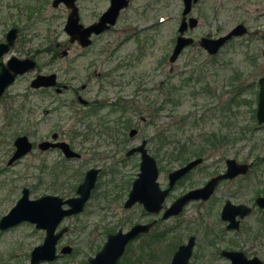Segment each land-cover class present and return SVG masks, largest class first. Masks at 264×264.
<instances>
[{
	"label": "rangeland",
	"instance_id": "374dc122",
	"mask_svg": "<svg viewBox=\"0 0 264 264\" xmlns=\"http://www.w3.org/2000/svg\"><path fill=\"white\" fill-rule=\"evenodd\" d=\"M77 2L80 21L83 24L92 22L107 7V0H77ZM182 8V0H132L131 6L124 11L122 18L118 21L115 28L121 29L120 35H123L132 27L141 28L138 33V39L140 40L138 42L134 39L127 41V43L121 45L118 52V55L122 56H135L139 54L140 50V63L131 74L133 77L136 76L138 83H140V90L136 97L137 102L134 103L132 100L133 105H128L127 111L110 113L106 112L109 110L105 107L99 112L81 117L83 113L81 104L73 105L71 103V105H62L59 108H55L57 103L50 101L53 98L52 93L44 98L38 91L30 90L31 92L27 93V96H24L25 98H22L23 96L17 95V93L28 87L25 79L30 74L24 79H19L10 89V93L16 94V100L13 103L8 100L4 105H0V137L3 138L0 141V170H6V172L0 171V215L5 213L15 202L20 194L22 185L31 186L33 188L32 194L55 190L53 186H50L52 183H50L49 174L46 177L43 175L44 183L42 185L33 187L38 177L41 176L39 165L40 158L43 155L36 152L37 154L24 156L14 165H7V159L13 150L12 141L13 136L16 134V132L13 134L14 131L24 132L23 130H26L29 136L37 139L44 135H49L54 129L59 130L63 127L65 131L67 130L66 132H69L74 127H77L80 131L78 135L80 143L78 145L83 148L79 150L83 152V156L72 161L71 165H78V170L81 171L78 173L82 174L85 168L93 163H99L104 167V172L98 179V186L93 191L94 194L90 204L84 213L80 214L72 222L74 231L69 233V239L74 241L71 239H74L79 233L78 240H75V242H78L82 247L70 258L69 261L71 263L76 262L74 264H78L82 259L85 260L87 252L90 251L85 248L88 242L95 240L97 244V242L103 240V235L101 234L104 230L100 227L93 229L94 223L98 224V226L105 224L113 227V229L119 227L126 229L127 226L135 221H148L155 217V215L141 210L142 208L137 203L128 208L123 206L130 184L139 170V157L136 155L132 158H125L124 150L120 151L119 154H114L112 157H103L112 147H119L118 144L109 143L112 140V136L126 138L128 142L126 148L138 143L141 138L151 139L150 137L154 136L153 139L149 140L147 147L158 159L160 168L159 181L164 185L166 182L164 173L171 168L173 163L168 154L154 151L158 143L157 133L161 129L170 131L172 140L183 139L190 137V135L195 137L194 140H198L203 137L200 135L201 132L218 129L227 120V118L222 117L224 114L222 108L224 100L230 95V92L227 91L230 86L226 83L231 79L230 76L234 71L242 73L241 82L250 84L248 91L243 96L247 97L248 100L250 99L253 107L256 106L257 100L252 94L251 88L258 87L257 80L264 74V57L260 52L264 43L261 37L264 33V0H198L190 11L191 15L198 18V24L187 31V34L193 36L195 41L187 46L177 59L171 63L168 60V56L175 41ZM67 12L68 10L54 8L51 5V0H0V37L4 35L5 30L9 26L17 24L20 29L18 39L20 41L25 39V49H28V47L41 48L49 40H67V36L63 31ZM239 22L248 26L249 32L232 37L217 53L209 54L199 45L198 39L202 35L218 36L227 32ZM105 38L109 41L111 40L110 44H113L119 37L114 39V36H110V34L100 35L94 39L90 47L83 50L76 44L71 45L72 50L69 52V56L76 55L78 50L80 53L75 69L77 77L71 81L76 86L80 87L82 82H86L88 74H93V69L89 67L90 61L92 57L98 55L96 51L107 48H103L107 44ZM100 56L105 57V54H100ZM105 68L106 66L103 67V69ZM194 69L195 74L199 71L204 73L210 86H217L220 101L217 102L208 95L195 98L190 92H187L177 103H166L157 112L155 121L150 122L152 120L150 108L152 100L156 96L158 97L159 93L162 92L164 94L163 91L167 87L173 83H178L182 77L188 76ZM67 75L69 78L73 76L72 71L67 72ZM126 76L130 77V72H127ZM125 80L127 79L125 78ZM252 82H256V84ZM103 83V78L100 79L99 84H97L96 80H93V87L91 85L92 89L85 93L86 97L90 98L95 95L98 98H104L106 96L104 90L99 93H95V90H93ZM123 90L125 92L133 91L135 90V84ZM72 93V91L64 92L61 97L69 100L73 97ZM24 99H28L29 103L24 101ZM11 103L16 109H19L18 107L20 106L18 104L20 103L24 107H20L18 114L13 117L11 122H8L7 115L10 110L5 111V107L6 104ZM41 103L42 105H40ZM214 104L215 106H213ZM206 105H208L207 108ZM199 106L200 112L206 108L204 110L205 120L196 127L191 122V116L192 111ZM46 108L49 110H46ZM233 109L236 111V115L231 116V120L236 121V126L251 122L247 104H242L237 109ZM225 111L229 114V110L225 109ZM185 115L190 116L185 118L186 121H181V116ZM141 117H145V120ZM115 119L131 121L130 127H137L138 133L134 138H130L128 127L109 129V127H104L103 124L99 126L102 120L114 121ZM172 124L179 126L177 131L167 129ZM22 127L24 129H21ZM171 145L172 143L166 145V147H171ZM209 152L210 157L207 161H211L216 155L221 157L222 163L226 157H236L240 161H254V166L246 178L238 182L229 181L224 183L219 194L223 196L228 191L236 189L240 191V196L233 195L229 197L235 201H246L250 200L255 192L263 190L264 160L259 159L264 154V125L262 123H258L255 120L254 124H252V129L246 133L245 137L235 143L220 144L215 148H211ZM29 161L33 162L35 166L30 165L28 167ZM76 170L77 168L73 167L66 171L67 183L65 186L69 184L68 181L72 177L75 181L80 180V174L77 173L78 175L76 176L78 178L75 176ZM198 177H201L200 174L195 173L191 177V182L197 180ZM65 186L58 188V193L61 195L70 194L71 190ZM105 205H109V207H104ZM188 214L189 212H185L179 218L161 220L158 222L159 224H156V227L157 229H166L175 223H179V221H183L188 217ZM263 216V213L256 211L246 222L255 224ZM212 220L213 218H208V221ZM71 221L69 219L70 223ZM82 225L86 226L81 228ZM39 233L33 230L32 226L26 225L17 226L5 232L0 236V262L7 259L13 252L16 255H20V258L19 256L12 258L8 264H18L21 259L26 262L25 254L28 253L34 244L38 243L40 240ZM185 238L186 232L180 227H176V232L168 233L161 241L151 242L146 247L141 263L168 264L173 250ZM245 238H237V244L254 249L264 259V238H261L260 243L256 241L254 244H251V241ZM138 242L137 240L132 243L131 250L128 252L129 258L133 259L135 257ZM200 243L202 245L203 241ZM226 244L222 243V245ZM205 259L206 264H214V259L215 264H229L225 258L214 256L209 252L206 254ZM194 263L197 264L199 262L195 261Z\"/></svg>",
	"mask_w": 264,
	"mask_h": 264
},
{
	"label": "flooded vegetation",
	"instance_id": "af4514ba",
	"mask_svg": "<svg viewBox=\"0 0 264 264\" xmlns=\"http://www.w3.org/2000/svg\"><path fill=\"white\" fill-rule=\"evenodd\" d=\"M111 0H107V7L99 14V16L109 7ZM197 2V1H196ZM195 2V3H196ZM75 3L78 2L75 0ZM192 4L193 5L195 4ZM132 4V0H128V3L121 7L119 9L118 15L116 17V20L114 23L109 24L107 28L104 30L100 31L99 33H92L90 35L91 41L88 45L83 46L81 45L77 40L71 41L69 39V35L67 32L64 30V25H63V31L65 32L67 36V40L61 41L58 39L54 40H49L44 46H41V48L37 47H28V49H25V39L20 41L18 39L19 37V26L17 24H13L9 26L5 32L4 35L0 37L1 40L6 39V34L8 30L11 27H16L17 28V35L16 38L12 41L7 43L6 47L3 48L1 52V60L3 63V66L5 68L8 67V60L13 57L17 56L19 58H31L34 61V66L22 73H18L15 75L14 80L9 83L5 89V92L3 93L2 97L0 98V105L8 100H11L12 103L16 100V94L10 93V89L18 82L19 79L26 77L29 75V77L25 80H27V85L28 87L23 89L22 91H19L17 95H22V98H25L27 93H30L31 91H38V93L42 94V97H46L48 94L52 93L53 98L50 100L52 103H57V106L55 108H59L62 105H71V103L74 104H81L83 108L81 109L83 113L81 114V117L84 116H89L91 114H94L96 112H99L103 108H107L110 113L114 112H125L128 110V105H133L134 103L137 102V96L139 93V87L140 83H138L136 76L133 77L131 76L133 70L137 68L139 65L140 61V50L139 54L135 56H122L118 55V52L121 48L122 44L127 43V41H130L131 39H134L135 41H139V32L141 28L139 27H132L131 29L127 30L123 35L121 34V29H116V25L118 24V21L122 18V15L124 14V11L129 8ZM51 5L54 8H59L62 10H68L66 18L68 16V13L70 11V8L61 0L58 1L56 4H54V0H51ZM79 9V7H78ZM192 10V8H191ZM190 10V11H191ZM190 12L187 15V18L190 16ZM99 16L94 19L92 22L97 21ZM182 17V14H181ZM66 21V19H65ZM181 21V19H180ZM90 22V23H92ZM65 24V22H64ZM198 24V23H197ZM196 24V25H197ZM179 26V25H178ZM195 27V26H194ZM193 27V28H194ZM190 28L189 25L184 31L186 35L187 31H189ZM24 30V29H23ZM22 30V31H23ZM21 31V32H22ZM249 32V27L247 26V32ZM178 28H177V34L175 36V41L176 37L178 35ZM110 34V36H114V39L118 38L117 41L113 44L111 43V40H107V44L104 45L103 48L107 47L106 49H101L96 51L98 55L92 57L90 61V68L93 69V74H88V77L86 79V82H82L80 87L76 86L74 83L71 81L77 77V72L75 71L76 69V64H77V59L79 58V50L76 51V55H71L69 56V52L72 50L71 45H78L81 50L90 47L94 39L99 37L100 35H107ZM191 36V35H190ZM193 37V36H192ZM262 40L264 42V33L261 35ZM231 39V38H230ZM171 49V52L174 48V44ZM195 41V40H194ZM192 42V44L194 43ZM191 45V44H190ZM77 46V47H78ZM189 46V45H188ZM187 47V46H186ZM184 47L183 50L186 48ZM182 50V51H183ZM219 51V50H218ZM261 55L264 57V43L261 47ZM23 53V54H22ZM100 54H105V57L100 56ZM142 54V50H141ZM171 54V53H170ZM170 56V55H169ZM168 56V60H169ZM177 59V58H176ZM170 61V60H169ZM173 63L174 61H170ZM106 66L105 69L103 67ZM172 69V67H170ZM72 71L73 76L70 78L67 77V72ZM127 72H130V77H127L126 74ZM55 73V76L50 78V77H44L41 84L38 86L32 85V81L38 76V75H43V76H50ZM134 74V73H133ZM264 75V74H262ZM261 75V76H262ZM104 79V83L101 84L99 87L93 89L95 90V93H99L100 91H105L106 96L104 98H98L95 95H92V97L87 98L85 93L91 90L93 87V80L97 81V84L100 83V79ZM125 78L127 80H125ZM259 79V78H258ZM24 80V81H25ZM53 80V83L50 84V81ZM256 84V82H252ZM135 84V90L131 91H126L123 90L126 87H132V85ZM163 84V83H162ZM161 84V85H162ZM258 84V80H257ZM92 85V87H91ZM174 86V83L171 84L170 88ZM258 87L255 88L257 90V98L258 100ZM31 90V91H30ZM119 92H118V91ZM123 90V91H122ZM67 91H72L73 97H71L69 100L67 98L61 97L64 92ZM122 91V92H121ZM26 95V96H25ZM130 97H126V96ZM25 96V97H24ZM129 98V99H128ZM133 100V101H132ZM24 101L29 103L28 99H24ZM173 103V101H171ZM6 104V110H10V112L7 115L8 122H11L13 117L18 114L20 107H24L22 103L18 104L20 107L19 109H16L13 107V104ZM257 104V102H256ZM35 105V104H31ZM42 105V103L40 104ZM37 107V106H35ZM256 107V106H255ZM46 110H49L46 108ZM255 114H256V109H255ZM143 120H145V117H141ZM82 119V118H80ZM102 120L100 125L103 124L104 127H109V129H115V127L118 128H129L128 130V135L130 138H134V136L138 133V128L135 126H131V121L127 122L126 120L123 121L121 119H115L114 121L112 120ZM151 122V120H150ZM110 123V124H109ZM97 126V127H99ZM89 128V127H88ZM21 129H24L22 127ZM134 129V131H131ZM18 131V130H17ZM14 131L13 134L16 132V134L13 136V150L11 155L7 159V165H14L19 162L21 158L24 156H27L29 154H41L43 155L40 158V171H41V176L38 177V180L36 181L35 185L40 186L44 183V177L49 174L50 177V183H52L53 189L55 190H50V191H45L43 193L39 194H32L33 188L28 185H22L20 189V194L16 198L15 202L12 204V206L17 202L19 197L22 195L23 189L26 187L28 189V195L30 198L34 199L39 196L45 195V194H52V195H58L62 197L63 199H67L69 197H76L79 195L77 192V188L79 184L83 181L84 176L86 171L89 168H98V172L96 174V179L94 186L90 189V194L89 197L84 201L82 208L71 212L70 214L64 215L57 223L54 233L58 234L56 236V240L54 242V252L52 254L53 257L50 258H42L36 262L31 261L32 257V251L35 249V247L42 245L44 243L45 237H46V230L43 227H38L34 222L28 221V220H22L20 222H17L15 224L9 225L5 228H0V236L3 235L5 232L21 225H26V226H32L33 230H36L40 232V240L38 243L34 244L28 253L25 254L26 257V262L22 261L18 262V264H74L76 262L71 263L69 260L71 257L75 255V253L78 252V249L82 247V245L78 244V242H75V240H78V233L74 239V241H70L69 239V233L74 231V228L72 227V222L78 218V216L86 210L87 206L90 204L94 190L98 186V179L99 176L104 172V167L101 164L93 163L90 166L86 167L85 170L82 173L80 170H78L79 166L78 165H71V162L77 159H80L83 155V152L80 150L83 149L81 145H78L80 143V140L78 139V135L80 134V131L78 130L77 127H74L69 132H66L63 127L61 129H54L50 132L49 135H44L40 138H33L29 136L26 133V130H23L24 132H17ZM119 132V131H118ZM25 135L31 142V147L30 149L25 152L22 156H19L13 160L10 161L11 157L13 156L14 151L16 150V145H15V140L17 137ZM87 138V136H85ZM84 137V138H85ZM153 137V136H152ZM150 137L151 139H153ZM78 139V140H77ZM143 139H146V147L149 142V138H141L138 143H135L131 146H127V139L122 137V136H112V140L109 141V143H114L118 144L119 147H112L111 150L107 151L105 156L103 157H112L114 154H119L120 151L124 150L125 151V158H132L136 155L139 157V163L138 166H140V160H141V153L137 150H134L132 152H129L130 149L138 146ZM3 138L0 137V141H2ZM58 142H66L68 144V148L71 150L70 153H66V151L63 148V145H60ZM43 143V146L40 144ZM107 143V144H109ZM80 149V150H79ZM148 151L150 152L149 148L147 147ZM74 153H73V152ZM154 151H156V147L154 148ZM37 152V153H36ZM97 153V152H94ZM93 153V154H94ZM151 153V152H150ZM152 154V153H151ZM157 161L158 165V176L157 180L159 182V185L161 188H167L168 192L164 197V200L162 201V207L158 211H151L143 205L142 202L140 201H135L133 204L130 206H125V201L128 197L129 191L132 187V183L134 179L132 180L130 187L127 191L126 198L123 201V206L128 208L133 206L134 204L140 205L145 213H149L152 215H155L152 219L148 221H135L131 223L129 226H127L126 229H123L121 227L117 229H113V227L106 226L104 225H99L94 223L93 229H98L99 227L102 228L104 231L102 232L101 235H103V240L101 242H97L93 240L91 242H88L85 246L86 250L89 249L90 251L87 252V256L85 260H81V264H87L89 258L96 257L97 252L102 249L106 241L108 240V237L111 233L117 232L119 229H122L123 231L128 230L132 225L136 223H151V226L147 231H142L138 233L135 237H133L126 245V248L122 255L120 256V264H142V256L143 252L150 245L151 242H159L161 241L168 233H173L176 232V227H180L182 230L186 232V238L185 240L181 241L177 247L173 250L171 257L169 259L168 264H170L172 257L174 255V252L177 250L180 244L182 243H187L189 238H192L193 244H192V249H191V254L188 258V264H196L194 263L195 261L199 262L197 264H206L205 257L206 254L209 252L213 254L214 256H221L228 260L229 264L231 263V259L223 252L224 250H239L244 253V255L247 258H251L254 256H257L260 260L264 262V259L261 258L256 251L252 248H246L242 245L237 244V238H242L246 237L245 239L251 241V244H254L256 241H259L261 238H264V216L262 219H258L257 223H248L246 222L253 214L258 211L264 214V207H261L257 204L256 198L258 196H263L264 195V188L263 190H259L255 192V194L252 196L250 200L246 201H235L232 200L229 196H240V191L236 189H232L228 191L227 194H224L223 196L219 194L221 187L224 183L229 182V181H241L244 178L247 177L248 173L251 171L252 167L254 166V161L253 160H248V161H240L236 157H234L237 161L239 162H246L248 163V168L245 172H239L233 176L230 177H225V178H220L216 182L213 190L209 194H205L204 196H198V197H190L188 198L185 203L182 205V208L174 214H170L166 217H164V212L165 210L181 195L184 193L188 192L191 189L203 186L207 183L208 180L211 178L223 173L227 169V164L226 160L229 157L224 158V161L222 163L221 157L219 155H216L213 157L211 161H207V159L210 157V152L204 153V154H195L192 156H189L187 158H184V160H176L174 159V155L171 156L168 154L170 157L171 162L173 163L171 168L167 169L164 173V177L166 179L165 184H161L159 181V176H160V168L158 164V159L155 154H152ZM200 158L194 165H192L190 168H188L184 173L181 175L177 176L176 178L171 176L170 174L175 168L181 167L186 165L189 161L192 159H197ZM260 160H264V157L259 158ZM30 165H34L33 162L28 163V167ZM38 166V165H36ZM63 167V168H62ZM77 168L75 172V176L80 174V180L75 181L73 180V177L70 181H68V185L65 186L67 183V173L68 169L71 168ZM75 170V169H74ZM2 172H6V170H0ZM139 172V170H138ZM137 172V174H138ZM78 173V174H77ZM200 174L201 177H198L197 180L191 182V177L194 174ZM66 174V175H65ZM78 178V176H76ZM172 180V183H171ZM187 181H189L187 183ZM68 187L71 190L70 194L66 195H61L58 193V188H63V187ZM233 204H244L249 209L246 212L240 211L238 208H235ZM11 206V207H12ZM62 208H69L70 205L67 202H63L61 204ZM104 207H109V205H105ZM190 208V209H189ZM10 209V208H9ZM8 209V210H9ZM7 210V211H8ZM6 211V212H7ZM5 212V213H6ZM53 212V210H52ZM185 212H189L188 217L185 218L183 221H179V223H175L173 226L167 227L166 229H157L156 224L165 219H171V218H179L185 214ZM0 215V220L2 216L5 214ZM187 216V215H186ZM208 218L212 219V221H208ZM69 219H71V223L69 222ZM159 224V223H158ZM86 225H82L81 228H84ZM65 230L62 231V229ZM79 230V228H77ZM76 230V231H77ZM203 234V236H201ZM243 235V236H242ZM147 237V238H144ZM203 238V239H201ZM140 239V240H139ZM139 241L135 253V257L129 258L128 257V252L131 250V245L135 241ZM201 241H203V244L201 245ZM222 243H227L226 245H222ZM78 244V245H77ZM42 249V248H41ZM214 250L213 252H211ZM45 249L43 248L41 253H43ZM46 253V252H45ZM40 254V253H39ZM20 258V255H16L14 252L12 255L7 257V259L3 260L0 262V264H8L12 260V258L18 257ZM38 259V258H37ZM36 259V260H37ZM142 259V260H141ZM217 260V258H215ZM215 259H214V264H215ZM104 260V259H103ZM203 260V261H201ZM80 262L78 264H80ZM103 264L105 263L102 262Z\"/></svg>",
	"mask_w": 264,
	"mask_h": 264
},
{
	"label": "water",
	"instance_id": "95a60500",
	"mask_svg": "<svg viewBox=\"0 0 264 264\" xmlns=\"http://www.w3.org/2000/svg\"><path fill=\"white\" fill-rule=\"evenodd\" d=\"M58 1L61 0H54V4ZM62 1L70 8L64 24V30L69 35V39L71 41L77 40L83 46L90 43V35L93 32L99 33L107 28L109 24L114 23L119 9L128 3V0H111L109 7L99 16L97 21L89 24H83L80 21L79 9L75 0ZM196 1L198 0H182L183 8L181 11V21L178 26L179 33L176 37L174 48L169 56L170 61H175L182 52L183 48L192 44L194 41V37L186 35L184 31L188 25L190 28H193L198 23V18L194 15H190L187 18V15L192 8V4ZM246 32L247 26L244 23L239 22L230 30L218 36L202 35L198 39V43L209 54H215L230 38L246 34ZM16 35L17 28L11 27L6 34V39L0 41V98L5 92L7 85L14 80L16 74L22 73L34 66V61L31 58H19L17 56H13L8 60L7 68L3 66L1 52L3 48L6 47L8 41L12 42L16 38ZM54 76L55 73L50 76L38 75L32 81V85L38 86L41 84L44 77H52L53 79ZM51 83H53V80L50 81V84ZM258 84L259 88L258 100L256 104V119L258 123H262L264 125V75L259 77ZM131 131H134V129ZM58 143L63 145L66 153L71 152L66 142ZM15 145L16 150L14 151L10 161L25 154V152L30 149L31 142L25 135H21L16 138ZM40 145L43 146V143ZM134 150L141 153V160L139 172L132 183V187L125 201V206H130L135 201H140L143 203L145 208L151 211H158L162 207V201L164 200L168 189L161 188L157 180L159 170L156 158L148 151L146 147V139H143L138 146L130 149L129 152ZM199 159L200 158L192 159L186 165L175 168L170 175L176 178L194 165ZM226 164L227 169L225 172L211 178L205 185L191 189L178 197L165 210L163 216L166 217L170 214L177 213L188 198L209 194L213 190L218 179L230 177L239 172H245L249 165L246 162L237 161L234 157L227 158ZM98 170V168L92 167L86 171L83 181L77 188L79 195L76 197L63 199L58 195L45 194L32 199L29 197L28 189L25 187L17 202L2 216L0 220V228H5L22 220L34 222L36 226L45 228L47 233L44 243L35 247L32 251L31 261L36 262L45 257H53L54 254L52 253L54 252V242L56 240V236L58 235L54 233V229L58 221L64 215L70 214L71 212L82 208L84 201L89 197L90 189L94 186ZM63 202H67L70 207L62 208L61 204ZM256 202L259 206L264 207V195L258 196L256 198ZM233 206L242 212H246L249 209V207L244 204H233ZM150 226L151 223H136L126 231L119 229L117 232L111 233L102 249L97 252L96 257L89 258L87 264H103L102 262L104 261V264H120V256L124 252L127 243L138 233L147 231ZM65 229L66 227H64L62 231ZM192 244V238H189L187 243L180 244L174 252L170 264H188ZM41 248L45 249L43 253H41ZM223 252L231 259L232 264H264V262L257 256L247 258L244 253L239 250H224Z\"/></svg>",
	"mask_w": 264,
	"mask_h": 264
},
{
	"label": "trees",
	"instance_id": "16d2710c",
	"mask_svg": "<svg viewBox=\"0 0 264 264\" xmlns=\"http://www.w3.org/2000/svg\"><path fill=\"white\" fill-rule=\"evenodd\" d=\"M194 72L195 69L192 70L188 76L182 77V79L178 83H175L172 88L168 85L169 87L163 91L164 94L161 92L158 97L156 96L155 99L152 100L150 105L152 114L151 122L155 121L157 112L161 110L166 103L171 101H173V103H177L187 92H190L195 98L208 95L214 98L217 102L220 101V95L217 93L219 90L217 86L211 85V87L208 79L205 78L204 73L199 71L195 74ZM230 78L231 79H229L226 83L230 86V89L227 90L230 92V95L226 100H224V106L222 108L224 111L222 117L227 118L226 122L221 124L218 129H212L209 132H201L200 135L203 137L198 140H194L195 137L192 135L183 139L176 136L178 139L172 140L171 132L161 129L160 132L157 133V153L164 152L171 156L174 155L173 157L176 160H184V158L195 154L207 153L211 148H215L220 144L226 145L229 143H235L237 140L246 136V133L252 129V124H254V121L256 120V107L251 105L250 99L248 100L247 97L243 96V94L248 91V86L250 84L241 82L242 73L240 71H234ZM251 91L255 98H257V90L255 88H251ZM242 104H247L249 106L251 122L236 126V121L231 120V116L236 115V111L233 108L237 109ZM208 105H206V108ZM213 106H215V104ZM199 109L200 106L192 111L191 116V122L196 127L205 120V109L201 112ZM225 109L229 110V114L226 113L227 111H225ZM189 116L190 115L181 116V121H186L185 118ZM176 126V124L175 126L172 124L171 127L167 129L177 131L179 126ZM152 138H154V136ZM170 143H172L171 147H166V145Z\"/></svg>",
	"mask_w": 264,
	"mask_h": 264
}]
</instances>
